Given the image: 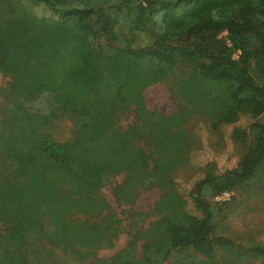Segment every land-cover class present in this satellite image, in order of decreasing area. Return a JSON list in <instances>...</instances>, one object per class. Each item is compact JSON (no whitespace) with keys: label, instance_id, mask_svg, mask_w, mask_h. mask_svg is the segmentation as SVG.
Here are the masks:
<instances>
[{"label":"trees","instance_id":"obj_1","mask_svg":"<svg viewBox=\"0 0 264 264\" xmlns=\"http://www.w3.org/2000/svg\"><path fill=\"white\" fill-rule=\"evenodd\" d=\"M37 2L49 13L37 15L28 5ZM97 2L0 0V72L10 78L0 119V253L27 260L38 242L72 255L85 240L105 245L99 224L71 215L80 196L125 170L115 199L159 187L160 217L146 229L131 227L123 249L99 264L264 262L263 243L250 238L245 248L214 235L225 203L210 199L264 186V0ZM161 81L180 98L171 116L145 106L144 89ZM131 105L136 123L121 131L118 113ZM198 114L214 132L240 114L252 119L231 132L244 149L237 165L220 173L205 166L195 184L200 217L172 184L194 143L185 130L163 126L178 128ZM61 115L73 120L65 142L41 129ZM150 124L156 141L148 155L134 135ZM116 228L115 220L107 226L110 236Z\"/></svg>","mask_w":264,"mask_h":264},{"label":"rangeland","instance_id":"obj_2","mask_svg":"<svg viewBox=\"0 0 264 264\" xmlns=\"http://www.w3.org/2000/svg\"><path fill=\"white\" fill-rule=\"evenodd\" d=\"M98 0V4H99ZM37 15H46L49 10L42 2L28 4ZM118 21V20H117ZM114 31L118 27L115 25ZM144 35H137V42L144 39ZM233 57H237L233 55ZM10 78L0 72V119L3 118L2 107L7 104L10 96L6 89ZM145 106L152 111L171 116L178 110L180 98L174 95L168 81H161L147 86L143 91ZM38 106V101L36 103ZM134 106L118 113L115 127L126 131L135 122ZM208 118L202 114L188 116L182 126L176 128L164 122L163 126L168 132L186 131L194 143L187 157L180 163L172 174L175 188L183 194L186 199L187 210L194 216H201L193 201L194 186L203 177L206 167H215L218 173L235 167L241 158L244 149L231 138L234 127L247 129L252 119L247 114H240L235 123L223 125L217 131L209 127ZM140 123V122H139ZM139 125V124H137ZM179 126V125H178ZM176 128V129H174ZM43 131L49 132L59 142L68 141L72 136L73 120L69 116H59L49 125H42ZM152 124L146 130L134 135V142L141 147L145 154L151 155L155 143ZM154 139V140H153ZM149 166L152 160L149 159ZM126 171L121 170L112 173L105 182L100 184L95 191L80 196L83 200L75 204L72 218L99 224L97 229L103 243L99 240H85L76 247L75 255L64 252L47 242H38L31 245L27 260L5 257L0 253V263L3 264H99L98 260H107L116 255L126 245L129 238V230L134 225L146 229L149 224L158 220L160 212L154 210L162 189L159 187L138 188L133 197L128 201H117L114 197V187L123 182ZM74 199V198H73ZM213 201L225 203L222 210L214 221V235H219L235 245L245 247L250 238L264 244V186L259 189H246V185L230 191L229 195L220 200L214 196ZM135 212H143L140 217ZM107 220H104L106 219ZM104 220V221H103ZM117 221L115 236H110L107 226L112 221ZM137 220L138 222L136 223ZM111 221V222H110ZM141 241H138V246ZM4 257V258H3ZM158 264H171V257L158 262ZM238 264H264L261 260L253 259L249 262L243 261Z\"/></svg>","mask_w":264,"mask_h":264},{"label":"built area","instance_id":"obj_3","mask_svg":"<svg viewBox=\"0 0 264 264\" xmlns=\"http://www.w3.org/2000/svg\"><path fill=\"white\" fill-rule=\"evenodd\" d=\"M238 53H239V52H235L234 55L238 56ZM229 192H230V191H223V192H221V193L215 195L214 198H215L216 200H220V199H222L224 196L229 195Z\"/></svg>","mask_w":264,"mask_h":264}]
</instances>
